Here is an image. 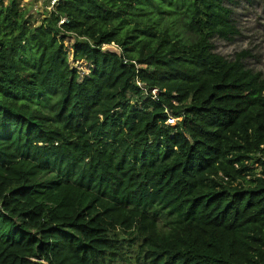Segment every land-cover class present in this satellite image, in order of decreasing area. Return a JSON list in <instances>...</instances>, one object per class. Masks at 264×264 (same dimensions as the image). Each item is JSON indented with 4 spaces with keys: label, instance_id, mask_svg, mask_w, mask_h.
Segmentation results:
<instances>
[{
    "label": "trees",
    "instance_id": "16d2710c",
    "mask_svg": "<svg viewBox=\"0 0 264 264\" xmlns=\"http://www.w3.org/2000/svg\"><path fill=\"white\" fill-rule=\"evenodd\" d=\"M226 2L0 1V264H264V78L214 52Z\"/></svg>",
    "mask_w": 264,
    "mask_h": 264
},
{
    "label": "rangeland",
    "instance_id": "374dc122",
    "mask_svg": "<svg viewBox=\"0 0 264 264\" xmlns=\"http://www.w3.org/2000/svg\"><path fill=\"white\" fill-rule=\"evenodd\" d=\"M9 0H5L7 4ZM226 5L233 11V21L238 35L226 41L215 38L212 41L214 52L229 61H234L238 55H245L242 59L245 69L255 74H262L264 78V0H233ZM22 6L34 15V19L41 21L42 13L47 6V0H22ZM39 11V14H36ZM73 39L66 41L69 48ZM71 48L69 49V51ZM72 69H77L82 75L88 72L85 63H76L70 58ZM135 264L133 260L126 263Z\"/></svg>",
    "mask_w": 264,
    "mask_h": 264
},
{
    "label": "built area",
    "instance_id": "2783aa9c",
    "mask_svg": "<svg viewBox=\"0 0 264 264\" xmlns=\"http://www.w3.org/2000/svg\"><path fill=\"white\" fill-rule=\"evenodd\" d=\"M59 1L60 0H47V2H48V5H47V7H46V9L48 10V11H51L53 8H55L56 6H57V4L59 3ZM67 22V20H62L61 22H60V24L62 25V24H64V23H66ZM138 84V86H140V87H142V84L140 83V82H138L137 83ZM153 96L151 97L153 100H157V94H158V90H154L153 91ZM175 122H176V119H174V118H171L170 120H169V124L170 125H175Z\"/></svg>",
    "mask_w": 264,
    "mask_h": 264
},
{
    "label": "water",
    "instance_id": "95a60500",
    "mask_svg": "<svg viewBox=\"0 0 264 264\" xmlns=\"http://www.w3.org/2000/svg\"><path fill=\"white\" fill-rule=\"evenodd\" d=\"M101 52L104 54L109 53V54H112V55H115L118 57H120L122 55L121 50L115 45L104 46L102 48ZM35 264H45V263L42 260H36Z\"/></svg>",
    "mask_w": 264,
    "mask_h": 264
}]
</instances>
